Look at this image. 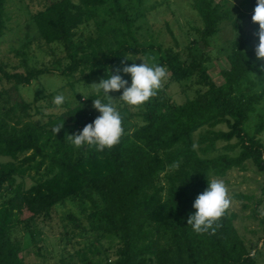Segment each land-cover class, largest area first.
<instances>
[{"label":"trees","instance_id":"1","mask_svg":"<svg viewBox=\"0 0 264 264\" xmlns=\"http://www.w3.org/2000/svg\"><path fill=\"white\" fill-rule=\"evenodd\" d=\"M108 1L61 0L32 17L41 40L63 46L69 63L61 75L79 73L107 79L106 72L123 55L139 53L132 19L125 16L118 0L115 7L122 27L114 26L110 40L99 38L80 48L73 46L75 31L107 11ZM194 1L204 23L197 32L207 42L230 16L222 12L221 2ZM251 2L255 7L257 0ZM2 7L0 0L1 27ZM246 47V41L235 44L222 85L212 79L204 60L194 55L183 59L180 52L166 50L159 65L167 69L170 82L195 78L206 91L180 105L166 97L151 98L144 104V124L132 134H124L112 150L98 152L87 145L76 150L65 138L64 128L53 133L61 123L73 125L76 133L93 122L79 106L50 118L47 125L51 129L31 123L17 128L0 118V158L13 160L0 162V196L5 190L12 192L0 205V264H24L20 246L12 239L13 230L49 217L56 205L69 199L91 204L88 218L98 238L120 242L116 264H257L250 250L257 245L242 238L235 226L236 215L228 210L214 235L197 234L187 225L195 212L193 202L207 188L211 172L224 177L247 161L264 171V144L258 138L264 122L253 136L245 129L264 100V72L256 66L264 61H256L254 50ZM151 49L153 46L146 51ZM51 72H9L0 66V75L15 89L31 86ZM223 125L226 130L219 129ZM220 142L226 143L222 151ZM237 150V155L229 154ZM177 162L179 167H173ZM32 171L40 175L39 182L25 190L17 178ZM95 247L91 243L80 253V260L89 264L88 255L99 253Z\"/></svg>","mask_w":264,"mask_h":264},{"label":"rangeland","instance_id":"2","mask_svg":"<svg viewBox=\"0 0 264 264\" xmlns=\"http://www.w3.org/2000/svg\"><path fill=\"white\" fill-rule=\"evenodd\" d=\"M59 1L61 0H3L0 66L9 72L52 71L51 74L34 80L31 86L18 89L0 75V118L17 128L31 123L40 129H51L47 125L50 118L78 106L84 108L94 121L100 113L93 108V99L99 98L102 102H108L103 94L97 97L90 87L92 83H99L101 77L79 73L72 77L61 75L69 63L63 46L49 45L37 34L32 17L47 5ZM118 1L125 11V16L132 19L131 31L139 43V53L125 54L135 59L128 60V65L141 64V59L146 58L149 62H152L151 58H155L154 62L159 64L166 50L172 49L180 52L183 59L194 55L204 60L212 79L217 85H222L225 83L223 72L230 66L229 56L233 53L235 44L246 41V50L250 51L254 50L255 44L258 43V38L253 35L258 25L253 24L251 20L255 8L251 0H216L217 3L223 4L222 12L227 11L230 19L224 21L217 33L207 42H203L197 32L204 28V23L195 9L194 0ZM106 8L107 11H101L95 20L84 23L75 31L72 39L75 48L86 46L99 38L110 40L114 26L122 27L115 0H109ZM110 8L113 13L108 12ZM150 46L154 49L146 51ZM125 55L111 68L112 74H115V68L123 67L121 61L125 59ZM109 72L110 68L106 74L109 75ZM169 77L167 73L157 96L169 98L175 104L180 105L195 99L206 91L198 85L195 78L172 83ZM124 78L130 85L131 76L125 75ZM122 92L123 90L111 92L109 95L114 98L112 103L123 116L122 126L125 134L130 135L144 124L146 108L143 105L133 110L123 106L118 100ZM60 94L65 96V102L58 107L53 100ZM13 109L7 117L8 111ZM17 121L19 124H16ZM263 122L264 100L250 115L245 125L247 133L250 136L255 135L258 126ZM75 129L73 125L64 127L65 138L66 134H75ZM219 129L227 128L223 125ZM258 138L264 144V131ZM197 139L198 134L195 135V140ZM225 144L220 142L218 148L222 151ZM238 152L237 150L229 154L237 155ZM12 161L9 158H0L1 163ZM39 176L32 171L27 176L18 177L17 183L29 190L38 184ZM210 179L223 180L226 184L231 199L229 214L236 215L235 226L242 238L253 246L257 245V248H250L257 264H264V216L260 214L264 212V171H260L252 161H247L242 168H234L224 177H218L211 172ZM11 195V191L5 190L0 196V205ZM90 206L87 201L81 203L78 199H69L56 205L49 217H39L33 222L16 227L12 232V239L20 246V256L24 264H85L80 260V253L91 243H95L99 253L88 255L89 264H116L120 242L113 238H98V233L93 230L88 218L92 212Z\"/></svg>","mask_w":264,"mask_h":264},{"label":"clouds","instance_id":"3","mask_svg":"<svg viewBox=\"0 0 264 264\" xmlns=\"http://www.w3.org/2000/svg\"><path fill=\"white\" fill-rule=\"evenodd\" d=\"M252 23L258 25V29L253 33L258 38V43L254 46L256 61H264V0H257L256 6L251 17ZM128 60H135L131 56L125 55L121 61L123 67L115 68V74L110 69L108 78H101L99 83L90 85L93 93L98 97L103 94L107 103L101 99H93V108L100 115L93 122L88 123L82 131L75 134H66V139L77 149L87 145L98 152L105 149L112 150L121 142L125 134L122 126L123 116L113 105L114 99L109 93L120 92L123 90L119 101L123 106L136 110L143 106L151 98L158 95L163 87V82L167 78V69L154 62L155 58L141 59L143 63L131 65ZM261 72H264V63L256 65ZM123 73L124 75H121ZM125 75L131 76V84L124 78ZM85 99H88L84 96ZM65 102V96L60 94L55 96L53 103L58 107ZM64 128V123L55 126L52 131L56 135ZM196 148V145H193ZM173 167L178 168L179 163ZM231 199L228 195V189L223 180L208 179L207 188L200 193L193 202L195 212L187 219V225L197 234L210 233L215 234L219 227L221 218L225 216L230 208ZM264 216V212L260 213Z\"/></svg>","mask_w":264,"mask_h":264}]
</instances>
